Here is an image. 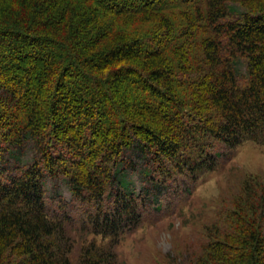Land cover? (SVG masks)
I'll list each match as a JSON object with an SVG mask.
<instances>
[{
    "label": "trees",
    "instance_id": "16d2710c",
    "mask_svg": "<svg viewBox=\"0 0 264 264\" xmlns=\"http://www.w3.org/2000/svg\"><path fill=\"white\" fill-rule=\"evenodd\" d=\"M212 141L264 146V0H0V264H118L173 176L216 167ZM262 182L187 264H264ZM73 210L110 244L68 235Z\"/></svg>",
    "mask_w": 264,
    "mask_h": 264
},
{
    "label": "rangeland",
    "instance_id": "374dc122",
    "mask_svg": "<svg viewBox=\"0 0 264 264\" xmlns=\"http://www.w3.org/2000/svg\"><path fill=\"white\" fill-rule=\"evenodd\" d=\"M212 146V153L219 155L216 167L194 183L173 176L168 183L170 190L163 194L161 207H147L137 229L123 235L114 246L118 264H187L186 249L195 251L205 239L202 230L218 218V210L226 206L231 209L235 197L242 191V180L250 176L264 183V146L244 143L232 150L216 142ZM133 182L136 192L140 193L141 183L136 177ZM175 188L180 194L172 193ZM52 190V184L48 183L46 194L52 195ZM58 190L67 203L71 202L67 187L59 186ZM70 216L74 225L67 231L68 235L78 241L94 238L100 242L101 239L90 232V235L78 232L82 219L78 211L73 210ZM99 244L110 243L104 239Z\"/></svg>",
    "mask_w": 264,
    "mask_h": 264
}]
</instances>
